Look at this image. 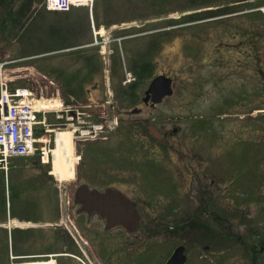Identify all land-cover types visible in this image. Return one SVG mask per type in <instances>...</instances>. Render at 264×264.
Here are the masks:
<instances>
[{"label":"rangeland","instance_id":"rangeland-1","mask_svg":"<svg viewBox=\"0 0 264 264\" xmlns=\"http://www.w3.org/2000/svg\"><path fill=\"white\" fill-rule=\"evenodd\" d=\"M241 1L244 11L264 13V0ZM255 2H260L258 7L251 5ZM30 3L0 0V61L18 60L0 71L11 88L32 85L40 77L49 84L43 88L44 97L60 92L65 105H80L81 111L102 118L112 113L113 103L121 108L127 104L119 93L125 73H134L136 63L150 61L153 74L173 78L174 94L155 107L146 105L143 97L151 78L147 79L137 88L139 99L133 104L144 113L125 115L123 120L125 125L132 117L145 116L146 127L153 123L166 133L163 141L154 139L148 128L146 144L137 133L129 143L124 130L104 131L96 140L76 144L74 150L82 159L76 164L74 179L62 181L48 174L50 167L35 164L32 158H13L6 174L0 170V199L6 186L8 207L20 210L25 219L41 218L48 224L60 220L71 227L77 186H70L83 181L102 187L142 184L139 175L131 174L137 165L130 162L132 156L144 155L134 144L139 141L145 154L151 153L146 155L151 161L147 169L162 170L144 182L150 185L151 200L147 199L153 204V212H147L165 216L148 230L169 233L174 242L171 250L177 242L194 249L190 264H264V251H255L264 239V40L259 42L264 18L238 15L244 11L230 13L227 24L218 21L228 15L207 18L221 5L236 8V0H81L65 13L48 12L41 0ZM22 9L27 10L25 16L16 14ZM238 21L253 27L254 46L221 32L233 30ZM221 34L223 39H219ZM95 55L98 69L94 71L89 61ZM72 87L77 95H72ZM27 101L36 102L34 96ZM106 136L110 139L105 141ZM94 142L106 146L103 152L102 148L89 149ZM254 161L258 162L257 176L251 173ZM77 176L82 178L79 183H75ZM159 183L170 196L157 197ZM209 185L215 198L208 194ZM250 188L262 200L257 205L245 201ZM207 197L213 200L208 203ZM202 204L209 206L210 214ZM173 206L176 212L172 214ZM230 212L237 215H230L231 223L213 220ZM25 229L5 234L4 247L16 245L24 236L30 239L21 248L24 252L53 249L47 236H56L57 229L39 228V240L35 228ZM206 247L211 256L204 251ZM159 252V264H163L169 246L165 244Z\"/></svg>","mask_w":264,"mask_h":264},{"label":"flooded vegetation","instance_id":"flooded-vegetation-1","mask_svg":"<svg viewBox=\"0 0 264 264\" xmlns=\"http://www.w3.org/2000/svg\"><path fill=\"white\" fill-rule=\"evenodd\" d=\"M115 100V98H114ZM146 105H150L155 107L157 104L152 103V97L148 98L145 101ZM113 110L111 115L117 117V123L114 128L111 130V133H115L119 130H124L127 132L128 141L135 138L136 133L141 137V142L146 144L145 138L147 137V128L146 127V117H132L133 120L126 122L124 125L125 115H141L143 114L142 108L137 107L136 105H129L120 107L113 103ZM177 128L173 129V132H177ZM161 138L159 141L164 140V136L166 133L161 132ZM110 136H106L103 140H109ZM138 141V145L136 143V148L139 151L142 149L143 156L139 159H135L133 156L130 159V162L137 165L133 169V175H139L141 177L142 184L135 188L131 184L127 185H118V184H108L105 186L92 185L88 182H81L77 185H72L71 187H78L81 184H87L92 188H101L105 189L106 187L112 186L118 188V190L122 191L130 200L135 203V207L138 213V217L136 216H124L121 219L114 218L111 221L108 218H104L100 215L98 211H93L89 213L84 210V205L81 202L74 201L76 205V215H73V221L71 222V227L68 224L58 220L54 224H46L41 222V218L36 220V225H32V227H21L18 223H14L11 227L12 233L15 230H20L25 232V228H35V235H37V240L41 239L40 229L45 226H52V228L57 229L58 233L56 236H51L48 233L47 238L53 244V249L51 251L46 252H36V253H27L24 250H21L22 247H26V244L30 242L29 238L23 236L24 240L18 239V243L16 245L13 244L12 247H8L7 249L4 247V238L5 234L8 233V222L10 219H16L17 221H27L25 217L22 215L20 210L12 209L11 214L8 216L2 210V206L0 205V264H26L29 262L42 261L47 260L51 255L56 256V264H159L161 262L158 255H160V247H163L165 244L169 246V254L167 258L163 261V264L171 258L176 248L179 246H184V255L185 261L183 264L193 263L192 261L195 258V250L189 248L186 243L177 242L175 247L171 250L172 239H170L167 235V232L161 231H152L148 230L150 225H154L155 222H160L165 218V216L160 215H152L148 213V210L153 212V204L151 201L147 199V197L151 200V194H147V191L150 185H147L146 179L152 177L153 175H158L162 171L159 169H147V163H151L147 158V156L151 153L145 154V148L142 143ZM130 143V141H129ZM257 145V143H256ZM106 146L100 147V144L91 143L89 145V149L92 148H102V152ZM147 155V156H146ZM145 165V166H144ZM251 173L257 176L258 173V162L254 161V166ZM242 170V169H241ZM240 170V171H241ZM48 172V171H47ZM48 174H50L48 172ZM241 175V174H240ZM161 176V175H160ZM82 180L81 177L77 176L75 183H78ZM155 194L157 197L162 196L164 193V197H168L171 194L167 192V190L162 189L161 183L155 186ZM161 190V193L158 191ZM173 189L177 190V185H173ZM248 196L250 198L245 201L251 205H257L262 201L257 192L254 191V188L247 189ZM226 192V190H225ZM224 192V195H225ZM208 194L215 198L212 194H216L215 190L212 189L209 185ZM264 196V193L261 197ZM211 197H207V202L210 203L213 199ZM239 202V203H238ZM238 205L243 203V198L238 201ZM204 212L210 214V210H208L209 206L207 204H202ZM172 214L175 213L176 209L172 207ZM42 219L44 220L46 216V212L43 210ZM235 215L234 213H229L228 215H217L213 216V220L218 221L220 224H226L227 222L231 223V216ZM211 216V215H210ZM209 216V218H211ZM127 222L128 225H122L120 222ZM135 225L131 226L130 222H134ZM240 222V218L238 221ZM241 223V222H240ZM209 229V227H207ZM212 230V229H209ZM195 234V233H194ZM24 235V234H23ZM226 236V234H223ZM170 240V241H169ZM34 241V240H33ZM171 250V251H170ZM259 252L264 251V239L261 241L259 246ZM204 251H207V256H211V249L206 247ZM204 260V259H203Z\"/></svg>","mask_w":264,"mask_h":264},{"label":"built area","instance_id":"built-area-1","mask_svg":"<svg viewBox=\"0 0 264 264\" xmlns=\"http://www.w3.org/2000/svg\"><path fill=\"white\" fill-rule=\"evenodd\" d=\"M71 2L73 0H48V6L65 10L69 8ZM24 90L26 89L20 88L11 92L6 85L2 88L0 103L7 104V111L2 112L0 117V162H6L11 156L31 153L35 149H39L42 158L46 160L51 150L49 135L43 134L40 137L34 135V126L40 122L45 123V120L37 119L34 106L24 99L29 92ZM76 130L79 137H85L94 134L97 127L84 126Z\"/></svg>","mask_w":264,"mask_h":264},{"label":"water","instance_id":"water-1","mask_svg":"<svg viewBox=\"0 0 264 264\" xmlns=\"http://www.w3.org/2000/svg\"><path fill=\"white\" fill-rule=\"evenodd\" d=\"M173 81L172 78L160 74L156 76L150 83L147 89V101L149 96L152 95L154 102H160L164 97L173 94ZM152 133L159 137V133L154 126H150ZM77 202L84 205V210L89 213L98 211L101 216L112 220L114 218L121 219L124 216H137L134 209V204L121 192L115 188H107L104 191L98 189H90L86 185L78 188L75 197ZM123 225H128L127 222H120ZM130 225H135V221ZM184 246H179L167 264H183L185 260Z\"/></svg>","mask_w":264,"mask_h":264},{"label":"trees","instance_id":"trees-1","mask_svg":"<svg viewBox=\"0 0 264 264\" xmlns=\"http://www.w3.org/2000/svg\"><path fill=\"white\" fill-rule=\"evenodd\" d=\"M29 1L32 3L34 0H29ZM236 1L238 2L241 0H236ZM259 4H260V2H255V3H252L251 5H253V7H258ZM235 5H237V7L234 9L231 7L232 5H230V4H226L223 6L221 5V7H219L216 11H214V12L211 11L209 14H210V16H212L215 14H225V13L233 12L235 10H244L245 9L243 2L237 3ZM20 12L22 13V16L23 15L25 16L26 10L22 9ZM238 15L246 16V17L261 16L264 18V15H263L261 10L248 11V12H244L243 14H238ZM235 16H237V15H235ZM230 18H232V17L228 16L224 19L222 18L218 21V23L223 24L224 22H226L225 24H227L229 21H231ZM243 24L244 23H242V21H238L231 28L233 30L228 31V30H226L228 28H226V29L221 30V32H223L224 34H230L231 33V34H233V36L238 37L240 40H243L245 42L248 41V42H250L248 44H251L254 46V43H255V41H254L255 40L254 29H253V27L246 28V26ZM219 39H223V34L220 35ZM263 40H264V36L259 34V42L263 41ZM97 60H98V58L95 55L94 57H92L91 61H89L91 63V69L98 67V65H96V64H98ZM132 69L137 76V80L135 82H133L132 84H130L128 87L124 88L121 92V95L123 98L127 97V99H126L127 102L129 101V102L133 103V102H136V100H137V97H138V93H137L138 89L137 88L139 87V85L141 83L147 81V79H149L152 76L153 64L150 61H142V62L136 63ZM132 98H133V100H131Z\"/></svg>","mask_w":264,"mask_h":264},{"label":"bare ground","instance_id":"bare-ground-1","mask_svg":"<svg viewBox=\"0 0 264 264\" xmlns=\"http://www.w3.org/2000/svg\"><path fill=\"white\" fill-rule=\"evenodd\" d=\"M59 94L60 92L55 95L54 94L50 95V97L43 96L44 98H41L39 100L36 99V97H34L36 101L34 104L35 111L38 112L37 110L41 106H43L42 107L43 109H49L52 106H55L56 103L60 104L61 99ZM44 102L48 104L43 105ZM71 139H72L71 130H64L63 132H60L57 140V146L54 150L55 160H54L53 173H55L58 178L63 180L72 179L74 177L75 174L74 166L77 162V158H79V156H77L74 153L73 143ZM73 156H75L74 161H72Z\"/></svg>","mask_w":264,"mask_h":264}]
</instances>
